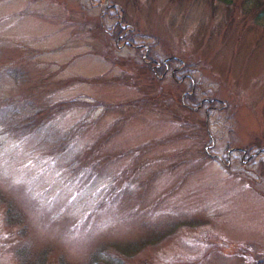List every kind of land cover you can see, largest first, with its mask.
Segmentation results:
<instances>
[{
  "label": "rangeland",
  "instance_id": "1",
  "mask_svg": "<svg viewBox=\"0 0 264 264\" xmlns=\"http://www.w3.org/2000/svg\"><path fill=\"white\" fill-rule=\"evenodd\" d=\"M263 257L264 0H0V264Z\"/></svg>",
  "mask_w": 264,
  "mask_h": 264
},
{
  "label": "trees",
  "instance_id": "2",
  "mask_svg": "<svg viewBox=\"0 0 264 264\" xmlns=\"http://www.w3.org/2000/svg\"><path fill=\"white\" fill-rule=\"evenodd\" d=\"M114 28L117 29V31H116L117 34L114 35V39H116L118 33L121 34V36H125V34L127 33L126 30L128 29L127 26H125V27L120 26V22H118V20L115 21ZM113 29L111 28V34L113 32ZM127 37L128 36H125V38H127ZM130 41H131V43L133 42L131 38H130ZM127 43L131 44L130 42H127ZM146 50H148V47L146 48ZM161 61H163V60H161ZM151 62H155V61L153 60ZM180 66H181V64L179 63L178 59L174 55L173 56L168 55V57L164 60V62H162L160 64V67H158V69L161 70L160 73H162V72H164L165 68L170 67V70H171L170 72L172 73V75L181 78V77H184L186 75V69L183 68V70L179 71L178 69H180L182 67V66L181 67ZM158 69H156V70H158ZM193 87H194V85L192 87H189V91L190 90L191 91L189 93H185L184 94V97H185L184 100L189 101V100H191L193 98V96H194V88ZM186 98H189V99H186ZM208 103L209 104H211V103L216 104L217 101L216 100H212V101H210ZM256 264H264V257L258 259L256 261Z\"/></svg>",
  "mask_w": 264,
  "mask_h": 264
}]
</instances>
